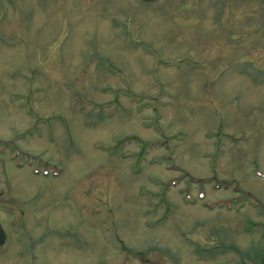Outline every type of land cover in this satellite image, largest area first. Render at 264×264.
<instances>
[{"label":"rangeland","instance_id":"obj_1","mask_svg":"<svg viewBox=\"0 0 264 264\" xmlns=\"http://www.w3.org/2000/svg\"><path fill=\"white\" fill-rule=\"evenodd\" d=\"M0 226V264H264V0H0Z\"/></svg>","mask_w":264,"mask_h":264},{"label":"water","instance_id":"obj_2","mask_svg":"<svg viewBox=\"0 0 264 264\" xmlns=\"http://www.w3.org/2000/svg\"><path fill=\"white\" fill-rule=\"evenodd\" d=\"M137 1L144 3V4H151V3H154L156 0H137ZM4 241H5V235L0 227V246L4 244Z\"/></svg>","mask_w":264,"mask_h":264}]
</instances>
